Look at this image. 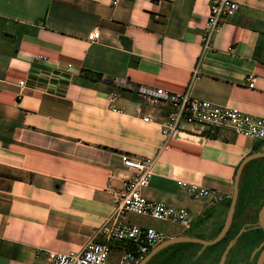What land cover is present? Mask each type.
<instances>
[{"label": "crops", "instance_id": "crops-1", "mask_svg": "<svg viewBox=\"0 0 264 264\" xmlns=\"http://www.w3.org/2000/svg\"><path fill=\"white\" fill-rule=\"evenodd\" d=\"M3 1L0 264H50V252H81L104 240L105 227L135 225L115 216V195L133 175L122 154L155 159L147 199L192 209L194 221L224 213L238 167L263 141L186 124L167 141L161 124L170 106L137 87L264 118V0H233L240 11L207 49L212 0ZM95 30L101 38L90 43ZM179 181L215 193L193 199ZM111 246L118 264L126 245Z\"/></svg>", "mask_w": 264, "mask_h": 264}, {"label": "built area", "instance_id": "built-area-1", "mask_svg": "<svg viewBox=\"0 0 264 264\" xmlns=\"http://www.w3.org/2000/svg\"><path fill=\"white\" fill-rule=\"evenodd\" d=\"M118 0L113 2L117 5ZM241 5L233 0H212L209 16L203 30L202 42L207 49L215 33L224 20L232 18L240 11ZM101 38L99 30H95L87 37L90 43ZM38 61L46 62V57H39ZM121 86H128L123 80H116ZM25 87L26 82L20 81ZM255 78H249V87L254 88ZM140 95L148 98L154 104L166 103L170 106V113L161 124L163 135L167 141L184 125L205 127L211 132L230 130L237 136H244L254 141H264V118L244 113L238 109L217 106L209 101L191 97L189 93H172L164 89L139 86ZM115 99V96L113 97ZM146 122L152 119L144 118ZM123 166L133 173L125 179L123 190L115 195V216L133 214L144 216L156 221H169L181 225L185 230L191 225L190 213L184 208H175L164 203L147 199L142 191L150 185L155 166V159L149 157H135L122 154ZM181 190L187 192L193 199L211 198L215 191L207 187L183 181L178 182ZM222 201L221 196H216ZM99 235L103 241H90L81 252L59 253L50 252V264H111L112 242L123 243L126 249L122 252L118 264H140L146 255L166 240L165 235L152 228L140 227L132 224L117 223L105 227Z\"/></svg>", "mask_w": 264, "mask_h": 264}, {"label": "flooded vegetation", "instance_id": "flooded-vegetation-1", "mask_svg": "<svg viewBox=\"0 0 264 264\" xmlns=\"http://www.w3.org/2000/svg\"><path fill=\"white\" fill-rule=\"evenodd\" d=\"M255 153L264 154V141ZM248 164L239 181L232 220L220 240L208 244L225 229L228 203L220 217L207 215L182 232V237L195 241L168 246L145 264H264V156Z\"/></svg>", "mask_w": 264, "mask_h": 264}, {"label": "water", "instance_id": "water-1", "mask_svg": "<svg viewBox=\"0 0 264 264\" xmlns=\"http://www.w3.org/2000/svg\"><path fill=\"white\" fill-rule=\"evenodd\" d=\"M263 156H264V154H261V153H253V154L247 156L242 161L240 166L238 167V170H237V173H236V177H235V181H234L233 194H232L230 210H229V213H228V218H227V221H226L225 229L215 239V241H213L211 243H208V244H212V243H215L218 240H220L222 238L223 234H224V231L226 230V228H228V226H229V224H230V222L232 220V217H233V214H234V211H235V207H236V204H237L238 196H239V181H240V178H241V175L243 173V170H244L245 166L249 162H251V161H253L255 159H258L260 157H263ZM186 241H195V239H190V238L182 237V236L171 238V239H167L164 242L160 243L157 247H155L151 251V253L146 258H144V260L140 264H145L147 262V260H149L153 255L157 254L162 249H164V248H166L168 246H171L173 244L182 243V242H186Z\"/></svg>", "mask_w": 264, "mask_h": 264}, {"label": "rangeland", "instance_id": "rangeland-1", "mask_svg": "<svg viewBox=\"0 0 264 264\" xmlns=\"http://www.w3.org/2000/svg\"><path fill=\"white\" fill-rule=\"evenodd\" d=\"M5 8H7V7L5 6V1H3V3L0 4V13L5 12L4 11V10H6ZM12 18H14V17H12ZM2 21H4V20H2ZM6 23H8V22H6ZM13 25H16V24L13 23ZM200 202H196V204H198ZM187 210L190 212L191 222H193L195 219H197V214L195 211H193L192 209H187ZM127 215H130L132 220L136 223L135 225L140 226V227L144 226L146 228H147V226L150 225L151 227L155 228L156 230H159L160 232H162L166 238H170L171 236L177 235V234L185 231V229L181 225L175 224V223H172L169 221H156V220H152L151 218L144 217V216H138V215H133V214H127ZM118 258H119V256L115 252L113 255H111L110 261L115 262Z\"/></svg>", "mask_w": 264, "mask_h": 264}, {"label": "trees", "instance_id": "trees-1", "mask_svg": "<svg viewBox=\"0 0 264 264\" xmlns=\"http://www.w3.org/2000/svg\"><path fill=\"white\" fill-rule=\"evenodd\" d=\"M252 162H253V161H252ZM252 162H250V163H252ZM250 163H249V164H250ZM249 164H248V165H249ZM230 201H231V199H230L229 202H228V207L230 206Z\"/></svg>", "mask_w": 264, "mask_h": 264}]
</instances>
